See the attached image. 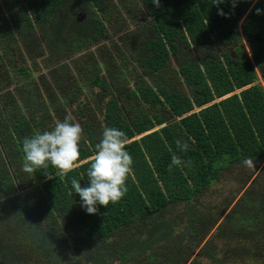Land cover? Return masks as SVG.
<instances>
[{
    "label": "trees",
    "instance_id": "trees-1",
    "mask_svg": "<svg viewBox=\"0 0 264 264\" xmlns=\"http://www.w3.org/2000/svg\"><path fill=\"white\" fill-rule=\"evenodd\" d=\"M68 1L31 0L28 7L22 5L16 32H32L33 21L39 26L53 23L60 6ZM144 3L155 17L158 36L149 60L154 72L166 64L171 53H178L179 46L199 48L215 38L238 43L234 45L236 58L226 52L202 65L193 62L183 66L185 83L195 90L193 99L166 89L158 95L152 88L143 93L147 104H162L180 118L168 126H164L165 117L156 112L154 117L135 120L132 128L123 121L116 100L108 101L105 122L126 134V151L133 164L125 196L107 207L97 205L94 215L87 213L71 185L73 178L82 187L89 185L91 160H85L93 153L80 148L78 163H82L66 175H59L51 164L25 173L23 141L45 132L51 121L35 104L29 111L32 116L19 123V115L8 103L22 113L27 104L15 105L10 97L19 93L5 92L0 104V264H155L156 245L172 242L183 233L174 229L175 222L181 224L183 217L195 215L197 223H207L208 212L199 213L201 200L224 172L241 170L246 158H252L257 166L264 165V85L256 83L259 71L264 84V0H160L159 7L152 0ZM82 46L75 45V52ZM20 72L24 77L29 75L27 68ZM93 84L107 89L100 78ZM4 88L1 84L0 91ZM34 88L40 103L38 86ZM197 108L199 112H194ZM12 128L11 135L4 133ZM138 136L141 138L136 139ZM178 140L189 145L187 151L178 147ZM94 149L97 152V146ZM174 155L182 163L173 165ZM37 198L50 209H40L37 214L32 202ZM54 211L60 218L48 222ZM219 218L203 233L212 232ZM196 229L192 233L202 232ZM19 233L24 235L20 241L14 239ZM65 240L70 243L63 245Z\"/></svg>",
    "mask_w": 264,
    "mask_h": 264
},
{
    "label": "flooded vegetation",
    "instance_id": "flooded-vegetation-1",
    "mask_svg": "<svg viewBox=\"0 0 264 264\" xmlns=\"http://www.w3.org/2000/svg\"><path fill=\"white\" fill-rule=\"evenodd\" d=\"M97 1L99 5L94 0H69L66 5L60 6L53 23L39 26L33 21L32 32L27 33L22 30L16 32V30H18L17 24L21 15L19 8L22 5L28 7L31 0H0V57L8 60L7 53L10 46L17 45L19 50L17 59L29 63V66L19 65L18 61L14 64L16 67L14 72L23 81L20 89H11L12 92L19 93L18 106L24 107L27 104L28 108L25 110L30 109V111L35 108V104L39 106L34 90L37 84L36 89L41 101L52 100L55 97L59 99V104H52L54 113L65 114L67 110L77 116L91 111L93 114L97 113L99 116L95 117L96 122L88 121L86 124L80 120L83 129L80 148L90 150L93 155L96 154L94 146H98L102 140L104 128L109 127L105 122V112L111 96L114 95L113 99L118 103V110L123 121L132 128H134L135 120L154 117L156 112L165 117L166 123L172 124L174 116L170 114V111L167 109V112L162 104L157 107L153 103L147 104L142 94L149 88L158 93L162 89L173 92L175 81L182 78L181 89L174 92L192 97L189 95L190 86L185 83L181 74L182 67L193 62L202 65L206 60L215 59L226 52L233 55L235 59L234 50L229 47L239 45L225 43L221 39L217 41L216 38L210 44L199 48L196 46L186 48L182 45L179 46L176 55L171 53L166 64L159 71L154 72L149 60L154 54L151 45L158 36L153 26L154 18L151 10L144 4V0H111L112 11L109 15L106 10L108 0ZM62 10L63 16H61ZM27 12L30 13L29 10ZM31 19L33 20V17ZM111 36L114 37L113 40ZM116 42L137 47V58L131 59L130 64H127L114 51L111 58H105L103 56L105 45H116ZM75 45L83 46L79 52H75ZM97 51L101 52V56L98 57ZM1 52H3L2 56ZM11 53V56H15L14 49ZM80 55L85 58L82 66L84 65V68L90 72L88 75L91 84L88 93L85 92L87 90L79 81L78 75L66 76L62 68V65L66 63L70 67H78L79 64L75 62ZM176 59H179L176 63L178 75L170 77L173 74L169 71L174 70L171 67L173 60ZM6 66L5 62L1 64L0 77L9 76L5 82H12L14 78L11 74H3ZM40 66L42 69L39 71ZM22 68L29 69L27 77L20 72ZM44 75L48 78L46 79ZM96 78L107 83L106 90L94 86L93 82ZM28 80L31 82H27ZM129 83H132L133 87H130ZM163 84H167L168 88H163L161 86ZM5 86L7 87V84ZM9 89L4 88L1 92H9ZM82 91H84V100L81 99ZM98 91L99 95H95ZM134 92H138L139 95L137 93L135 96ZM61 94H67V96L60 98ZM88 95L95 96L88 99ZM194 95L195 93L193 97ZM85 100L89 103H84ZM254 176H262V178L256 179L248 186L247 183ZM240 186H242L240 190L244 191L242 199L237 198ZM231 192L234 194L226 203L224 215L219 218L212 232L210 229L208 233L198 234L192 233V229L196 227V231L199 232L207 223L210 224V219L216 217H212L213 210L208 211L205 221L207 223L203 225L196 222L199 217L195 215L183 217L181 224L175 222L174 229L178 230L184 226V229L188 231H185L182 236L177 234L172 242L156 245L153 251L156 259L154 263L264 264V207L261 200L264 197V165L255 164V169L243 166L241 170H238L236 185ZM227 196L228 194L225 193L224 198ZM249 196L252 198H248ZM235 200L237 203L232 206ZM203 208L204 206L199 208V213L207 210ZM236 214H239V217H234ZM159 247H162L163 251H160Z\"/></svg>",
    "mask_w": 264,
    "mask_h": 264
},
{
    "label": "clouds",
    "instance_id": "clouds-1",
    "mask_svg": "<svg viewBox=\"0 0 264 264\" xmlns=\"http://www.w3.org/2000/svg\"><path fill=\"white\" fill-rule=\"evenodd\" d=\"M152 2L159 7L160 0ZM259 11L258 9V14ZM219 14L224 13L221 11ZM82 139V126L79 122H74L71 114L66 115L63 121L56 120L51 131L37 133L23 141L25 156L22 170L31 174L36 169L47 168L51 164L58 169L59 175L72 172L78 166ZM127 144L128 139L124 132L114 127H105L96 154L85 160H91L87 173L89 185L82 187L81 182L72 179V188L81 197L82 206L88 214H96L97 205L107 207L110 203L119 202L127 193L126 181L133 164L132 156L126 151ZM177 145L182 151H187L189 147L186 142L179 140ZM180 163L181 159L174 155L172 164ZM243 164L255 169L252 158H246Z\"/></svg>",
    "mask_w": 264,
    "mask_h": 264
},
{
    "label": "rangeland",
    "instance_id": "rangeland-1",
    "mask_svg": "<svg viewBox=\"0 0 264 264\" xmlns=\"http://www.w3.org/2000/svg\"><path fill=\"white\" fill-rule=\"evenodd\" d=\"M114 4H116V2H114ZM137 4V3H136ZM145 4V3H144ZM110 6V7H109ZM147 6V5H146ZM138 7V6H137ZM113 10L115 9L114 7L112 8ZM106 10L108 11V15L109 14H111V0H108L107 1V8H106ZM154 19H155V17H153ZM154 21V20H153ZM113 24V23H112ZM241 32H242V30H240ZM112 37V36H111ZM114 39V37H112V39L111 40H113ZM117 44L116 45H105V54L103 55V56H105V58H111L112 56H113V51L115 52V54L118 56V57H121V58H123L124 60H125V62L127 63V64H130V62L132 61L131 59H133V58H137V56H138V48L137 47H134V46H132V45H123V43L122 42H120L119 44H118V42H116ZM104 46V45H103ZM12 47V48H11ZM247 48V51H248V53H249V56H250V58H252V53H251V49H250V47L249 46H247L246 47ZM12 49H14L15 50V56H11V50ZM229 49H231V50H234L235 49V47H229ZM226 51V50H225ZM18 52H19V50H18V46L17 45H11L10 46V48H9V52L7 53L8 55H9V58H8V60H6V59H3L2 58V60L0 61V67H1V64L3 63V62H5V64H7V66L4 68V70L5 71H3V74H11L12 76H13V81L12 82H5L6 81V78H8L9 76H5V77H0V85L1 84H7V88H10L9 90H13V89H18V88H21V86L22 85H20L19 83H21L22 81H21V78L19 77V76H17L16 75V72H14V71H16V67H15V65L14 64H16V62L18 61V64L19 65H22V64H24V65H26V66H29V63H28V61H26V62H23L22 60H19V59H17V57H18ZM96 54L98 55V57L99 56H101V52H99V51H97L96 52ZM3 55V52H1V56ZM6 60V61H5ZM131 60V61H130ZM177 61H179V59H176V60H173V64H172V67L171 68H173L174 70L173 71H169V72H171L172 74H173V76L171 75L170 77H175L176 75H178V71L176 70V68H177ZM76 64H79L78 65V67H76V68H73V67H70V65H68V63H66V64H64V65H62V68H64V70H65V75L67 76V75H69V76H77L78 75V79H79V81L83 84V87L85 88V90H87V91H85V92H87L88 93V89H90V82H89V75H88V73H90L86 68H84V65L82 66V64L83 63H85V58H83V56L82 55H80L79 57H77L76 58V62H75ZM17 64V65H18ZM37 65H41V63H37ZM42 69V66H40L39 68H38V70L40 71ZM127 69H129V67H127ZM38 71V72H39ZM46 74V73H45ZM257 75H258V80H257V84H260V85H264L263 84V81H262V78H261V76H260V72L259 71H257ZM44 77H46V79L48 78L47 76H45L44 75ZM133 78V77H132ZM126 81L127 82H129V80H127L126 79ZM179 81V82H178ZM178 81H175V85H174V88H173V92L174 91H176V92H178V89L180 90L181 88H180V85L183 83V81H182V78H179L178 79ZM27 82H31V81H27ZM35 83V82H34ZM179 83V84H178ZM36 86H37V84H35ZM129 85H130V87H133V84L132 83H129ZM9 86V87H8ZM163 88H168V85L167 84H163V85H161ZM190 89H189V95L190 96H192L193 97V94L195 93V90H194V88H192V87H189ZM157 95H158V92L157 91H155V90H153ZM83 92L84 91H82V93H81V99L82 100H84L85 98H84V95H83ZM241 91H237V92H235V93H237V94H239ZM98 93V94H97ZM95 95H99V91L97 92ZM137 93L138 92H134V95L136 96L137 95ZM3 94L4 93H2L1 91H0V104H3L2 103V98L1 97H3ZM111 94V93H110ZM94 95V96H95ZM138 95H139V93H138ZM61 97L60 98H64L65 96H67V94H65V95H63V94H61L60 95ZM68 96H69V93H68ZM94 96H89L88 95V99H91L92 97H94ZM107 96H109V95H107ZM195 96V95H194ZM229 96H232V95H228L227 97H229ZM47 97V96H46ZM70 97V96H69ZM159 97H161V95H159ZM114 98V95L113 96H111L110 98H109V100L110 99H113ZM10 99L11 100H13L14 102H15V105H16V103L18 104V95H16V94H14V96H11L10 97ZM108 100V101H109ZM106 101V100H105ZM219 100H217L216 102H218ZM59 104L60 103V101H59V99L57 98V97H55V98H53L52 100L51 99H47V100H42V101H40V103H39V107H40V111L41 112H44L45 114H42L44 117L46 116V118L48 119H50V123H49V125L46 127V129H44V131H51L53 128H54V125H55V121L56 120H60V121H63L64 120V118H65V116L66 115H68V114H71V116L74 118V122H79L80 124H81V122H80V120L83 122V123H86V124H88L87 122L89 121V122H96V120H95V117H98L99 115L97 114V113H95V114H93L92 113V111L91 112H88L87 114H84V116H86V118H83V116L82 115H79V116H77V114L75 115L74 113H69V110H67V112L65 113V112H63V113H65V114H56V113H54V111H53V108H52V104ZM84 103H89V102H87L86 100L84 101ZM8 104H10L12 107H13V110H14V114L15 115H19V123L21 122V119L23 118V117H25V118H27V119H29L31 116H32V114L33 113H30L29 111H30V109H28V110H26L25 111V113H22V111L21 110H19V109H16L13 105H12V102H9ZM212 104H214V103H211L210 105H212ZM1 106H3V105H1ZM15 108V109H14ZM164 108V107H163ZM158 109V108H157ZM166 111L168 112V110L166 109ZM194 112H199V109L197 108V109H195V111ZM80 118H82V119H80ZM81 126H82V124H81ZM86 128V127H85ZM14 128H12L9 132L8 131H4V133L5 134H9V135H11L13 132H14ZM4 133H3V135H4ZM142 136V135H141ZM141 136H138L136 139H140L141 138ZM262 178V176H254V178L253 179H251L247 184H248V186H250L251 185V183L253 182V181H256V179H261ZM22 181L24 182V183H26L25 182V180H23L22 179ZM235 185H236V173H235V171H226V172H224V174H223V176L219 179V181L216 183V185L213 187V188H211L209 191H207L205 194H204V196H203V198H202V200H201V204L204 206V208L203 209H207L206 211H204V214H206L210 209L211 210H213V218L214 219H210V222H212V221H214V220H216L218 217H221V216H223L224 214H223V210H224V208H225V205H226V203L229 201V199L231 198V196L234 194V192H231L230 193V191H232V189H234L235 188ZM236 189H238V187L236 188ZM235 189V190H236ZM256 189V188H255ZM228 194V196L226 197V198H224V194ZM244 191L243 190H239V193H238V196H237V198H239V199H242L243 198V196H244ZM221 200H223V204H220V202H221ZM262 201H263V203H262V205H263V207H264V197L261 199ZM32 201V200H31ZM33 202V204H34V208H35V211H36V213L37 212H39V210L40 209H46V208H49L48 206H47V204L45 203V201H42V200H40V198H37V200H34V201H32ZM237 203V200H235V202L233 203V205L232 206H234L235 204ZM50 209V208H49ZM42 213V212H41ZM38 214V213H37ZM56 217H59V214H57V211H54V213H53V215L49 218V220H48V222H50V221H54L55 219H56ZM60 218V217H59ZM37 220V219H36ZM58 220H62V219H58ZM42 223H43V221H42ZM208 224L209 223H207L206 225H205V227L202 229V233L207 229V227H208ZM185 227L184 226H182L181 228H179L178 230H180V231H182L183 233L186 231H188V229H184ZM64 230H65V227L63 228ZM182 233V234H183ZM66 235H68L69 236V238L72 240V237L70 236V234L69 233H67ZM182 236V235H181ZM23 237H24V235L22 234V233H19V234H17L16 236H15V238L14 239H16V240H18V241H20V240H22L23 239ZM66 243H70L68 240H65V241H63V245L64 244H66ZM75 244L77 245V247H80L81 246V244H80V242L79 241H75Z\"/></svg>",
    "mask_w": 264,
    "mask_h": 264
},
{
    "label": "water",
    "instance_id": "water-1",
    "mask_svg": "<svg viewBox=\"0 0 264 264\" xmlns=\"http://www.w3.org/2000/svg\"><path fill=\"white\" fill-rule=\"evenodd\" d=\"M63 10L61 11V16H63ZM180 120V118H175L174 117V119H173V122H178ZM168 125H170L169 123H166V125H164V126H168Z\"/></svg>",
    "mask_w": 264,
    "mask_h": 264
},
{
    "label": "crops",
    "instance_id": "crops-1",
    "mask_svg": "<svg viewBox=\"0 0 264 264\" xmlns=\"http://www.w3.org/2000/svg\"><path fill=\"white\" fill-rule=\"evenodd\" d=\"M191 99H193V97H190Z\"/></svg>",
    "mask_w": 264,
    "mask_h": 264
}]
</instances>
